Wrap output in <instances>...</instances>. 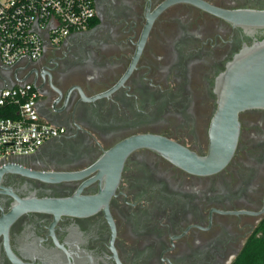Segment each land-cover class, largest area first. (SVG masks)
Segmentation results:
<instances>
[{"label": "flooded vegetation", "instance_id": "flooded-vegetation-1", "mask_svg": "<svg viewBox=\"0 0 264 264\" xmlns=\"http://www.w3.org/2000/svg\"><path fill=\"white\" fill-rule=\"evenodd\" d=\"M18 74L59 129L0 161V264H235L264 231V108L209 168L219 77L264 0H94ZM12 84V82H10Z\"/></svg>", "mask_w": 264, "mask_h": 264}, {"label": "built area", "instance_id": "built-area-1", "mask_svg": "<svg viewBox=\"0 0 264 264\" xmlns=\"http://www.w3.org/2000/svg\"><path fill=\"white\" fill-rule=\"evenodd\" d=\"M94 16V0H0V161L32 155L59 133L40 115L31 84L18 80L24 60L90 29Z\"/></svg>", "mask_w": 264, "mask_h": 264}, {"label": "water", "instance_id": "water-1", "mask_svg": "<svg viewBox=\"0 0 264 264\" xmlns=\"http://www.w3.org/2000/svg\"><path fill=\"white\" fill-rule=\"evenodd\" d=\"M236 24L264 27V10H238ZM219 107L212 128L209 168L223 166L237 146L240 112L264 108V41L244 48L219 77Z\"/></svg>", "mask_w": 264, "mask_h": 264}, {"label": "trees", "instance_id": "trees-1", "mask_svg": "<svg viewBox=\"0 0 264 264\" xmlns=\"http://www.w3.org/2000/svg\"><path fill=\"white\" fill-rule=\"evenodd\" d=\"M259 238L253 240L235 264H264V231Z\"/></svg>", "mask_w": 264, "mask_h": 264}, {"label": "rangeland", "instance_id": "rangeland-1", "mask_svg": "<svg viewBox=\"0 0 264 264\" xmlns=\"http://www.w3.org/2000/svg\"><path fill=\"white\" fill-rule=\"evenodd\" d=\"M259 237H260V236H259ZM259 237H258V238H259ZM259 239H260V238H259Z\"/></svg>", "mask_w": 264, "mask_h": 264}]
</instances>
